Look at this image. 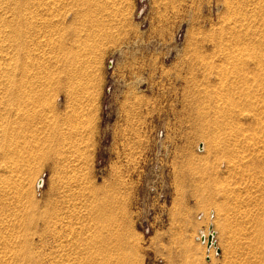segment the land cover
Wrapping results in <instances>:
<instances>
[{
  "label": "rangeland",
  "instance_id": "374dc122",
  "mask_svg": "<svg viewBox=\"0 0 264 264\" xmlns=\"http://www.w3.org/2000/svg\"><path fill=\"white\" fill-rule=\"evenodd\" d=\"M87 256L264 264V0H0V264Z\"/></svg>",
  "mask_w": 264,
  "mask_h": 264
},
{
  "label": "bare ground",
  "instance_id": "6f19581e",
  "mask_svg": "<svg viewBox=\"0 0 264 264\" xmlns=\"http://www.w3.org/2000/svg\"><path fill=\"white\" fill-rule=\"evenodd\" d=\"M39 186H41V183H39ZM212 231L210 230L209 231V234H211ZM213 233H214V231H213ZM203 236H205V234ZM205 240H207V238H205ZM205 242L206 241H204V243ZM211 246H213V247L215 246L214 240H213V244ZM211 246H210V248H211ZM87 257H88V261L85 262V263H83V262H77L76 259H67L66 264H105L107 262L106 261V256H87Z\"/></svg>",
  "mask_w": 264,
  "mask_h": 264
},
{
  "label": "water",
  "instance_id": "95a60500",
  "mask_svg": "<svg viewBox=\"0 0 264 264\" xmlns=\"http://www.w3.org/2000/svg\"><path fill=\"white\" fill-rule=\"evenodd\" d=\"M202 148H203V145H200V149H202ZM210 230L212 231V228H210ZM214 235H215V233H213V231H212L211 234H209L208 242H207L208 243V247H210L213 244ZM203 241H204V239H203Z\"/></svg>",
  "mask_w": 264,
  "mask_h": 264
},
{
  "label": "built area",
  "instance_id": "2783aa9c",
  "mask_svg": "<svg viewBox=\"0 0 264 264\" xmlns=\"http://www.w3.org/2000/svg\"><path fill=\"white\" fill-rule=\"evenodd\" d=\"M208 237H209V234H208ZM208 237H206V236H202V240L204 239L205 240V238H207V242H208Z\"/></svg>",
  "mask_w": 264,
  "mask_h": 264
}]
</instances>
